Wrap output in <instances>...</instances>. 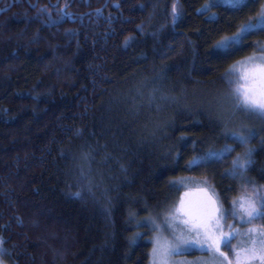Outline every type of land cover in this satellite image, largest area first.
Here are the masks:
<instances>
[{"label": "trees", "instance_id": "16d2710c", "mask_svg": "<svg viewBox=\"0 0 264 264\" xmlns=\"http://www.w3.org/2000/svg\"><path fill=\"white\" fill-rule=\"evenodd\" d=\"M209 1L0 0L6 264H149L148 218L201 179L231 210L242 181L223 174L244 149L215 100L229 91L228 69L260 54L264 31L229 53L214 46L264 0L205 11ZM240 125L255 150L246 178L264 185V120L237 111L228 127ZM225 145L236 151L188 166Z\"/></svg>", "mask_w": 264, "mask_h": 264}, {"label": "snow or ice", "instance_id": "6c2138e0", "mask_svg": "<svg viewBox=\"0 0 264 264\" xmlns=\"http://www.w3.org/2000/svg\"><path fill=\"white\" fill-rule=\"evenodd\" d=\"M225 2L237 9L244 4V0ZM213 6L214 0L204 5V10ZM67 7L65 4L64 8L59 10L63 12ZM179 14V4L174 2L171 6L173 21ZM258 30L264 31V6L254 19L242 24L232 36L217 41L214 47L229 53L231 49L241 46L249 34ZM127 42L126 38L125 43ZM252 47L260 54L237 61L228 69L225 80L229 91L219 94L215 100L217 114L225 121V128L234 141L244 149L232 158L230 167L223 174L242 181L241 193L230 201L231 217L224 210L214 190H208L203 206L195 215L185 212L181 205L166 210L162 220L149 217L147 223L152 225L153 232L157 234L153 239L152 264H170L172 256L182 254L193 247L199 248L207 256V259L197 261L195 264H264V223L256 224L257 221H264V185H257L245 175L253 163L255 150L248 146L253 133L244 125L238 128L228 127L230 117L237 111L264 120V47L258 44ZM261 144H264V140ZM235 151L234 147L227 145L219 150L209 148L204 156L189 160L188 166H201L211 159L223 160ZM229 218L234 222L238 220L241 226L245 224L255 226L249 227L246 233H241L235 223H227ZM164 232L168 233L167 237L162 235ZM237 236L246 237L243 245H235L231 248V254L226 253L223 249ZM3 243L4 241L0 239V264H4L2 257L6 252L2 247Z\"/></svg>", "mask_w": 264, "mask_h": 264}, {"label": "rangeland", "instance_id": "374dc122", "mask_svg": "<svg viewBox=\"0 0 264 264\" xmlns=\"http://www.w3.org/2000/svg\"><path fill=\"white\" fill-rule=\"evenodd\" d=\"M210 2H213V0H210L209 3ZM214 4L215 5L221 4V5L231 6L230 4L226 3L225 0H214ZM201 181H202L200 183L201 185L199 184L200 186L195 185L194 187L188 188L187 190H185L181 194L180 199H179L178 203L176 204V206L174 207V209L183 205L184 211L192 213L193 215L195 214V212H194L195 207L196 208L198 207L199 209H201V207L203 206V204L205 202L207 192L209 190L208 186L204 182V179H201ZM240 193H241V191L237 194V196ZM223 203L221 202L224 210L228 213L229 217H231V210L229 211L228 207L225 208ZM184 218H187V217H184ZM162 219H163V215L160 216L159 220H162ZM227 223H235L236 226L239 228L241 233H246L247 229L249 227L255 226V225H247V224L241 226L240 222L238 220L234 222L231 220V218H229ZM261 223H264V221H257L256 222L257 225L261 224ZM181 227H183V225H181ZM156 235L157 234L154 235V238L156 237ZM162 235L164 237H167L168 233L164 232V233H162ZM245 240H246V237L237 236L234 240L231 241V243L228 245V247L224 248L223 250L226 253L231 254V248L235 245H238V244L243 245ZM151 252H152V249H151ZM204 259H207L206 254L203 253L199 248L193 247V248L187 249L182 254L172 256L170 259V264H195V262L200 261V260H204ZM3 262H4V264H6V262L4 260H3ZM149 264H152L151 254H150Z\"/></svg>", "mask_w": 264, "mask_h": 264}, {"label": "flooded vegetation", "instance_id": "af4514ba", "mask_svg": "<svg viewBox=\"0 0 264 264\" xmlns=\"http://www.w3.org/2000/svg\"><path fill=\"white\" fill-rule=\"evenodd\" d=\"M86 1H88V0H86ZM108 2V0H106V3Z\"/></svg>", "mask_w": 264, "mask_h": 264}, {"label": "water", "instance_id": "95a60500", "mask_svg": "<svg viewBox=\"0 0 264 264\" xmlns=\"http://www.w3.org/2000/svg\"><path fill=\"white\" fill-rule=\"evenodd\" d=\"M2 11H0V13H1Z\"/></svg>", "mask_w": 264, "mask_h": 264}]
</instances>
